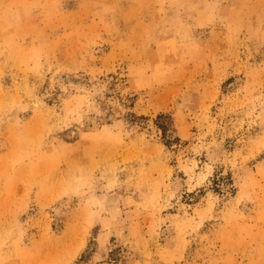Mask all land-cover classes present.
<instances>
[{
	"label": "rangeland",
	"instance_id": "rangeland-1",
	"mask_svg": "<svg viewBox=\"0 0 264 264\" xmlns=\"http://www.w3.org/2000/svg\"><path fill=\"white\" fill-rule=\"evenodd\" d=\"M0 264H264V0H0Z\"/></svg>",
	"mask_w": 264,
	"mask_h": 264
},
{
	"label": "trees",
	"instance_id": "trees-1",
	"mask_svg": "<svg viewBox=\"0 0 264 264\" xmlns=\"http://www.w3.org/2000/svg\"><path fill=\"white\" fill-rule=\"evenodd\" d=\"M160 116H161V115H160ZM160 116H159V117H160ZM161 128H162V127H161ZM162 130H165L164 127L162 128Z\"/></svg>",
	"mask_w": 264,
	"mask_h": 264
}]
</instances>
